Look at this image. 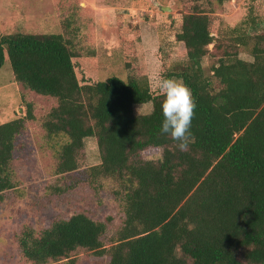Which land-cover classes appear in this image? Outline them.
Wrapping results in <instances>:
<instances>
[{"label": "trees", "instance_id": "1", "mask_svg": "<svg viewBox=\"0 0 264 264\" xmlns=\"http://www.w3.org/2000/svg\"><path fill=\"white\" fill-rule=\"evenodd\" d=\"M192 7L175 34L185 61L159 72L179 78L196 102L187 152L161 134L164 97L149 87L143 68L129 64L124 79H98L93 59L60 33L0 35V66L6 58L15 82L55 99L41 120L53 173L85 167L93 188L99 179L112 181L123 214L107 248L106 223L84 212L38 232L23 227L16 245L24 260L75 264L71 253L84 249L105 252L107 264H264V17L247 14L227 29L226 44L214 43L211 18ZM211 43L221 51L207 73L201 59ZM236 46L251 59L238 57ZM146 102L152 115L135 114L133 105ZM22 127V118L0 123V193L17 185L10 160ZM89 136L99 162L87 166L78 154ZM150 147L160 156L140 158Z\"/></svg>", "mask_w": 264, "mask_h": 264}, {"label": "rangeland", "instance_id": "2", "mask_svg": "<svg viewBox=\"0 0 264 264\" xmlns=\"http://www.w3.org/2000/svg\"><path fill=\"white\" fill-rule=\"evenodd\" d=\"M193 4L211 18L214 43L226 44L227 29L247 14L257 19L264 17V0H0V35L60 33L77 54L93 59L98 79L110 75L124 79L125 65L130 64L136 71L143 68L149 87L154 88L162 67L185 61L183 44L175 34L182 15L191 11ZM207 48L201 59L204 72L221 51L212 43ZM232 50L242 59H251L241 47ZM26 103H30V119L25 117ZM53 105L54 98L15 82L8 60L4 59L0 66V123L22 118L23 127L14 136L10 160L17 185L0 193V264H32L21 257L16 245L23 227L38 232L55 219L84 212L106 223L101 240L107 248L109 238L122 223L112 181L99 179L93 182L99 186L93 188L84 180L85 167L53 173L54 156L41 126L43 116ZM140 107L148 111L151 104L133 105L135 114ZM160 151L159 147L146 148L139 157L157 159ZM78 157L87 166L99 162L94 137L84 138ZM71 255L75 264H107L108 260L105 252L97 255L84 249H76Z\"/></svg>", "mask_w": 264, "mask_h": 264}, {"label": "clouds", "instance_id": "3", "mask_svg": "<svg viewBox=\"0 0 264 264\" xmlns=\"http://www.w3.org/2000/svg\"><path fill=\"white\" fill-rule=\"evenodd\" d=\"M154 88L164 97L161 103V134L175 142V149L189 151V145L193 142L190 128L196 109L191 90L182 81L163 76L155 78ZM139 115L151 116L152 110L142 111L140 107Z\"/></svg>", "mask_w": 264, "mask_h": 264}, {"label": "water", "instance_id": "4", "mask_svg": "<svg viewBox=\"0 0 264 264\" xmlns=\"http://www.w3.org/2000/svg\"><path fill=\"white\" fill-rule=\"evenodd\" d=\"M163 8H166V7H163Z\"/></svg>", "mask_w": 264, "mask_h": 264}]
</instances>
